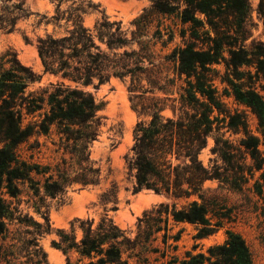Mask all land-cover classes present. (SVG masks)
Masks as SVG:
<instances>
[{"label":"trees","instance_id":"obj_1","mask_svg":"<svg viewBox=\"0 0 264 264\" xmlns=\"http://www.w3.org/2000/svg\"><path fill=\"white\" fill-rule=\"evenodd\" d=\"M51 1L56 10L47 23L65 26V33L40 37L37 49L45 73L57 81L41 91H28L40 76L23 66L15 53L0 65V263L49 264L38 242L39 237L53 231L45 197L63 198L68 182L85 186L100 182V168L90 158V146L101 125L100 105L89 87L98 88L112 77H129L131 100L137 108L135 100L141 96L137 92L142 88L139 79L149 76L153 65L149 42L139 36L146 34L155 13L175 15L190 33L186 38L184 31V45L173 50L172 58L178 74L185 77L181 97L191 112L165 118L160 115L161 108L151 106L154 112L150 121L139 122L135 128L127 165L135 180V193L148 190L172 202L161 203L139 218L140 231L135 239L111 218L103 217L96 226L93 219L76 220L82 238L76 239L73 222L71 233L58 231L59 240L54 245L68 255L67 264H131L132 252L127 258L124 252L134 251L142 243L143 224L151 228L146 238L165 229L166 248L170 238L178 241L182 235V231L170 235L171 221L195 225V239L216 233L224 223L218 215L219 219H214L215 199L208 196L205 182L218 180L239 186L246 170L262 171L264 178V43H253L250 49L245 45L252 25L251 0H153L152 8L134 21L136 30L131 37L120 21L110 20L104 13L92 27L86 26L84 15L100 12L99 5L91 0H73L69 10L62 9L69 0ZM14 5L15 10L5 19L4 27L9 32L21 16L16 15V10L25 12L20 3ZM257 13L264 26V0H258ZM135 43L139 48L134 47ZM217 65H223V71ZM216 80L223 84V94L232 96L256 116L260 136L249 130L243 114L226 108ZM141 110L146 112L147 107L143 105ZM216 110L229 117V129L243 131L244 137L239 146L216 139L214 152L224 165L205 166L200 154L213 130ZM28 117L33 119L25 122ZM53 130L60 136L62 163L68 164L65 155H69L79 170L70 180L64 168L58 171L57 179L49 175L41 185L36 176L47 174L49 167L23 159L18 148L33 135H49ZM25 183L39 198L35 208L44 222L24 214L19 202L14 203ZM102 201L116 203V188L104 192ZM179 201L185 203L179 207ZM152 220L155 223L151 224ZM11 226H17L16 232ZM197 247L187 250L183 258L173 257L160 264H253L245 240L230 230L226 240L210 246L208 253L196 252ZM73 251L79 255L76 263L69 256Z\"/></svg>","mask_w":264,"mask_h":264},{"label":"rangeland","instance_id":"obj_2","mask_svg":"<svg viewBox=\"0 0 264 264\" xmlns=\"http://www.w3.org/2000/svg\"><path fill=\"white\" fill-rule=\"evenodd\" d=\"M99 5V10L84 15L86 26L92 27L97 19L104 13L110 20L120 21L122 27L131 37V32L136 30L134 21L145 11L152 8L153 0H91ZM20 3L25 12H18L21 15L17 20L13 31L5 28V19L11 16L10 11L15 10L14 4ZM73 0L62 4V9H71ZM251 23L250 35L245 40V45L250 49L253 43H264V26L257 13L258 0H251ZM56 10V4L51 0H0V65L5 63L8 55L15 53L23 66L30 67L40 80L28 87V91H41L57 78L45 73L43 64L38 54L37 40L47 34L62 35L65 33V26L55 27L53 23H47ZM187 25H183L175 15L155 13L151 16V23L146 29V34L139 36L140 39L149 42L152 53L153 65H150L149 76L142 75L138 90L141 95L135 100L137 108L133 106L131 93L129 92L130 78L120 79L112 77L110 81L101 84L98 88L89 87L97 102L100 105L98 116L101 117V125L97 139L90 146V158L94 166L100 168V182L96 185H82L78 182L66 185V193L63 198L45 197V205L48 207V214L53 231L39 237L40 247L46 253L49 264H67L68 255L58 249L54 243L59 240L58 231L62 230L71 233V224L75 222V236L77 240L82 238V231L76 220L93 219L96 226L103 217H109L126 235L135 239L139 234L138 220L146 212L161 203H170L171 199L165 195L156 194L152 191L143 190L134 192V177L127 165V155L130 153L135 139V128L139 122H149L154 112V107L161 108L160 115L177 117L190 113L189 107L184 104L181 97L186 86L185 77L177 72L176 62L172 58V52L177 46L184 45L183 33L189 38ZM139 48L138 44H134ZM9 67V64H4ZM223 71V65H217ZM216 86L222 95L226 108L235 112L236 110L244 115L249 130L255 134L257 130V118L250 109L239 105L232 96L223 94V84L216 80ZM160 87H163L162 89ZM260 89V88H259ZM145 91V92H144ZM144 92V93H143ZM264 95V90H261ZM143 105L147 107L142 112ZM216 120L212 132L208 135L207 146L202 150L200 159L205 166L217 164L223 166L224 162L214 152L216 139L228 141L234 146H239L244 137L243 131L234 132L229 129V117L214 112ZM37 118V117H36ZM33 119L28 117L25 122ZM59 139L56 130L49 135L35 134L18 148L21 157L33 163H39L43 167H49L47 174L37 175L36 180L41 185L45 184L46 178L53 175L58 178V171L66 168L67 178L75 177L78 166L70 161L64 166L62 163L63 152L59 149ZM223 145V144H222ZM247 163L251 160L248 157ZM68 169V170H67ZM233 174V171L230 170ZM262 171H245L242 182L239 186L230 182L208 180L204 188L208 190V196L215 199L213 204L214 219L218 217L224 225L213 235L195 239L194 235L198 230L191 223L174 224L170 223V235H176L182 231L181 239L175 241L170 238L168 247L164 243L165 229L154 233L146 238L150 227L142 225V243L137 245L134 251L124 252L127 258L132 252L133 257L129 258L131 264H160L173 257L183 258L187 250H192L198 245L196 252L207 250L210 246L223 243L227 238V231L230 230L239 234L246 242L251 254L253 264H264V178ZM71 182V181H70ZM116 188V203L102 201V194L111 188ZM23 193L14 200L19 202V208L24 214H28L38 222H44L43 217L35 208L39 202L38 197L32 195L27 183L22 185ZM42 189V193H43ZM185 201H179L180 207ZM115 207V209L113 208ZM45 210V207L42 211ZM218 215V217L216 216ZM155 217V215H152ZM155 223L153 220L151 224ZM165 223L162 222V226ZM17 226H11L16 232ZM145 231V232H144ZM3 240L0 237V244ZM177 245V248L175 247ZM163 253L166 256L163 257ZM73 263H76L79 255L73 251L70 253ZM0 264H4L1 262Z\"/></svg>","mask_w":264,"mask_h":264}]
</instances>
